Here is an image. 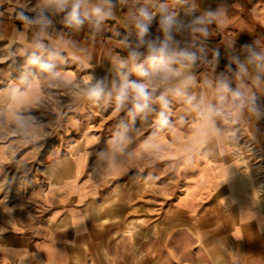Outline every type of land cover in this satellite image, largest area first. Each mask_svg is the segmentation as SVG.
I'll list each match as a JSON object with an SVG mask.
<instances>
[{
    "label": "crops",
    "instance_id": "obj_1",
    "mask_svg": "<svg viewBox=\"0 0 264 264\" xmlns=\"http://www.w3.org/2000/svg\"><path fill=\"white\" fill-rule=\"evenodd\" d=\"M141 8L153 14L143 36ZM110 11L72 26L54 0H0V171L34 173L35 189L24 211L0 213V264H264V0H110ZM190 35L220 61L200 75L171 66ZM134 53L152 76L149 108L164 95L174 126L161 111L107 126L125 78L144 79Z\"/></svg>",
    "mask_w": 264,
    "mask_h": 264
},
{
    "label": "clouds",
    "instance_id": "obj_2",
    "mask_svg": "<svg viewBox=\"0 0 264 264\" xmlns=\"http://www.w3.org/2000/svg\"><path fill=\"white\" fill-rule=\"evenodd\" d=\"M58 10L67 11L66 20L69 25L72 26H80L84 23V19L95 17V20L98 23L103 21L104 19L111 16L110 11V0H101V3L92 7L90 12L84 11L82 13V8L86 6V0H54ZM163 11V9H162ZM153 14L150 13L146 8H141L139 10V14L137 17L136 27L139 30L141 36H143L147 32L148 24L152 21ZM162 29L165 33L169 32L173 25L175 24L174 17L172 15H163L160 21ZM167 54V47L162 46L161 48L155 50L152 59L158 60L160 57H163ZM186 55V54H185ZM261 57H257L260 59ZM138 59L137 54H132L130 60L133 65V70L136 71L141 77L144 79L141 81H128L125 78V81L118 89V95L116 97L118 103L123 105L125 102L131 100L134 102V107L137 112H144L149 108V101L151 100V92L149 90L150 83L152 82V76L143 70L142 65L139 63H135ZM32 64L37 63V59H32L30 61ZM128 62H123L121 67L127 66ZM43 68L49 69L50 65H42ZM225 91H230L227 84L223 85ZM103 89L97 85L91 89V95L94 97H99L102 94ZM233 98H238L240 96L239 92L232 93ZM194 98H189V103L192 102ZM223 99V98H221ZM159 103L162 106V109H166L168 107V102L164 95L159 96ZM209 113L212 115H220V111L218 109H214L209 106ZM159 121L161 124H166L167 119L165 116V112L161 111L159 113Z\"/></svg>",
    "mask_w": 264,
    "mask_h": 264
},
{
    "label": "rangeland",
    "instance_id": "obj_3",
    "mask_svg": "<svg viewBox=\"0 0 264 264\" xmlns=\"http://www.w3.org/2000/svg\"><path fill=\"white\" fill-rule=\"evenodd\" d=\"M188 35V34H187ZM192 38L194 35H190ZM178 45L179 44H172V56H171V66L174 65L175 58L185 54L186 49L189 52L190 49L194 46L197 45L199 51L204 53L205 55L211 54L213 59L208 61L207 65H214L219 62H215L214 60L216 59L215 56V50L211 45V41L209 39H206L201 36H195L193 38V42L189 45H182V50L181 54H178ZM187 57V54H186ZM194 62V58L192 57L190 59V62L187 64H182V65H188L191 67V63ZM181 64V63H178ZM192 68V67H191ZM210 68V67H209ZM208 68V69H209ZM188 78H189V72L186 71ZM173 87V85H172ZM188 90H189V79H188ZM168 111L167 109H165ZM188 112L190 108H187ZM159 111H162L160 108H149L144 111V114L148 113H153L155 112L156 114L159 113ZM170 112V117L171 120H173L175 114H178V108L173 106V103L169 109ZM140 113V112H139ZM101 115L104 117V120L106 119V123L108 127L112 128H119L122 126H126L125 121L126 119H130L131 116H136L137 111L134 107V102L129 100L125 102L123 105H120L118 101L113 103L106 111ZM174 123H166L163 126L166 128L172 127ZM156 127H161V124H155ZM34 173H18L16 171H12L10 169L8 170H2L0 171V213L2 212H16L19 210L24 211V209L27 207L25 203L21 204L20 202L24 199V197L28 196H33L35 194V189L33 187H30L31 185V180H33L32 177Z\"/></svg>",
    "mask_w": 264,
    "mask_h": 264
},
{
    "label": "trees",
    "instance_id": "obj_4",
    "mask_svg": "<svg viewBox=\"0 0 264 264\" xmlns=\"http://www.w3.org/2000/svg\"><path fill=\"white\" fill-rule=\"evenodd\" d=\"M187 54V57L186 55ZM182 54L175 58V62L181 63V64H187L190 62V59L193 57L194 62L191 63L192 70L194 74L200 75L204 73L206 69L211 67V65H207L209 60H212L213 57L211 54L205 55L201 51H199L197 45H194L190 51L188 52L186 49V53ZM215 62H219L217 59L214 60ZM226 66V65H225Z\"/></svg>",
    "mask_w": 264,
    "mask_h": 264
}]
</instances>
